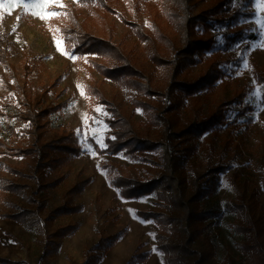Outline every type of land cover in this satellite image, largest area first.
Returning <instances> with one entry per match:
<instances>
[{
    "label": "rangeland",
    "instance_id": "374dc122",
    "mask_svg": "<svg viewBox=\"0 0 264 264\" xmlns=\"http://www.w3.org/2000/svg\"><path fill=\"white\" fill-rule=\"evenodd\" d=\"M217 1L187 3L196 14ZM106 2L111 10L97 0H57L43 10L32 7L43 0H19L20 6L14 8L8 6L10 0H0L4 5L0 7V139L6 136L4 124L13 120L14 109H23L20 87L32 97L49 89L45 93L64 105L49 117L44 141L66 130L75 134L81 150L79 155H60L65 161L56 167L42 168L34 154L16 157L0 151V264H85L93 253L99 256L92 264H170L156 235L162 233L164 241L186 239L178 225L161 232L155 220L139 216L141 211L168 212L158 193L126 198L113 185L119 177L147 181L160 176L162 151L139 152L135 157L98 153L92 141L99 148L98 138L105 143L111 112L93 98L88 86L98 88L141 137L153 141L159 140V129L166 123L180 131L218 108L225 111L222 125L189 145L183 166L188 178L203 174L209 163L225 167L215 192L194 205L200 210L215 207L219 213L199 224L201 233L191 243L190 257L176 264H264V104L257 77L264 74V0H232L222 12L227 16L234 9L240 11L231 29H241L251 38L224 47V26L198 29L196 37H212L214 45L197 54L199 61L183 69L177 79L194 82L212 66L221 76L213 86L179 95L176 108L169 107L167 98L172 68L163 60H171L180 47L177 17L183 5L179 0H146L137 8L130 0ZM122 16L131 23L123 22ZM78 33L109 39L159 94L136 96L100 75L94 62H114L73 52L69 44ZM25 63L34 64L28 79L22 75ZM136 97L144 108L134 105ZM91 129L100 131L94 136ZM185 144L178 143L176 150ZM59 208L72 211L55 213ZM16 213L24 219L14 218ZM71 225L76 227L72 234L54 237ZM117 233L121 236L112 247L92 253L91 246L100 238ZM53 242L60 243L57 249ZM203 252H209L204 261Z\"/></svg>",
    "mask_w": 264,
    "mask_h": 264
},
{
    "label": "trees",
    "instance_id": "16d2710c",
    "mask_svg": "<svg viewBox=\"0 0 264 264\" xmlns=\"http://www.w3.org/2000/svg\"><path fill=\"white\" fill-rule=\"evenodd\" d=\"M99 5L105 9L111 10V6L106 0H97ZM141 1L146 0H130V2L137 8ZM183 6L178 13L177 27L179 32L180 47L176 50L174 57L171 60H163L172 69L170 75L169 85L167 88V98L169 99V107L176 108L179 104L180 96H190L193 93L204 88L213 86V84L220 78L221 71L212 66V68L202 77L194 82L181 81L177 79L179 73L199 60L196 55H200L204 49L212 47L214 39L197 38L198 29L209 30L215 26L225 27L223 30V45L229 47L236 41L244 37L251 38L241 29H231L233 22L242 15L240 11L235 9L229 15H223L227 9L228 3L232 0H218L212 7L201 10L193 14V7L190 6L188 0H179ZM122 21L129 22L124 16ZM132 27L139 26L137 24H129ZM206 32V31H205ZM167 43L173 48V44L164 38ZM73 52L77 54L95 55L100 58L113 61V65H105L103 63L94 62V68L104 78L115 82L118 86L131 89L136 96L154 95L159 92L152 88L145 74L135 68L129 59L118 47L111 43L109 39H101L88 33H78L75 35L72 44ZM34 64H23L22 75L24 79H28L33 72ZM259 82L263 85L262 103L264 104V74H257ZM22 93L23 109H14L12 114L13 120L5 122L4 131L6 136L0 139V151L11 156H27L34 154L39 159L37 164L42 167H56L64 163L66 154L79 155L80 148L77 145V138L74 133L63 130L62 134L49 141H44V133L49 130V117L58 112L63 103L53 101L45 91L36 93L33 97L30 96L23 87H20ZM87 91L101 104L107 105L111 112V117L108 118L109 132L105 139L107 148L100 149L93 141V147L98 153H107L115 155L124 153L130 156H136L139 152H153L157 150L162 151L163 172L158 177H153L147 181L133 180L129 178H117L113 181V185L121 189V194L126 198L140 197L148 195L153 192L158 193L159 198L167 205L168 212L158 214L157 212L141 211L139 216L145 219L155 220L161 228V232L166 231L169 226H179L186 239L184 243L174 241H164L163 234L156 235L158 248L165 254L167 262L176 264L178 260L184 262L186 258L190 257L191 243L194 242L197 235L201 233L198 231V226L201 222L211 219L218 215L219 210L215 207L207 209H197L195 204L208 198L215 192L218 174L225 170L220 163L211 164L207 166V170L195 177L188 178L183 173V166L189 155L192 142L196 140L199 135L219 127L224 123L225 111L218 108L211 115L199 120L193 121L182 130L176 131L171 122L166 123L165 126L159 129V140L153 141L151 139L143 138L134 128L130 119L121 115L113 104L106 100L102 92L94 87L88 86ZM174 96L178 97L175 101ZM239 100L242 97L238 98ZM134 105L144 108V102L139 98L133 99ZM19 139V140H18ZM43 139V140H42ZM9 140V142H7ZM178 143H186L182 149L176 150ZM180 151V153H178ZM204 179V180H203ZM87 184L82 183V186ZM264 188V181H263ZM15 186H8L13 189ZM69 208H59L55 213H66ZM63 211V212H62ZM72 211V210H68ZM76 211V210H74ZM73 211V212H74ZM18 220H22L23 214L16 213L12 215ZM24 219V218H23ZM76 230L75 226H66L60 228L54 233V237H63L72 234ZM121 234L117 233L111 236L100 238L97 243L91 246V251H104L112 247L120 238ZM56 249L59 247V242H53ZM174 254V256H171ZM209 252L202 253V261L207 258ZM98 254H91L87 259V263L92 264L93 259H96ZM131 261V259H130Z\"/></svg>",
    "mask_w": 264,
    "mask_h": 264
},
{
    "label": "snow or ice",
    "instance_id": "6c2138e0",
    "mask_svg": "<svg viewBox=\"0 0 264 264\" xmlns=\"http://www.w3.org/2000/svg\"><path fill=\"white\" fill-rule=\"evenodd\" d=\"M55 3V2H57V0H43V3H41L40 5H36V6H32V7H39L41 10H43L45 7H47V5H48V3ZM4 5H0V7H3ZM9 7H12V8H14V7H17V6H20V3H19V0H10V4L8 5ZM24 7H30L29 5H23ZM56 15V13H45V16H55ZM57 48L59 49L60 48V42L58 41L57 42ZM68 53L67 52H65V55H67ZM73 58H75V57H73ZM245 66H247V65H245ZM83 94V93H82ZM100 109H98V111H99ZM84 119H85V124H86V126H87V121H88V119H89V117L87 116V114H85V117H84ZM97 123L99 124L100 122L99 121H97ZM91 131H92V133H93V135L95 136L96 135V133L98 132V131H100V129H91ZM98 143H99V146H100V148H107V145L103 142V140L102 139H99L98 138ZM92 155H96V152L95 151H93L92 152ZM230 187V186H229Z\"/></svg>",
    "mask_w": 264,
    "mask_h": 264
}]
</instances>
